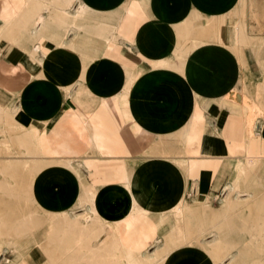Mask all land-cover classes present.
Masks as SVG:
<instances>
[{
    "label": "crops",
    "instance_id": "crops-1",
    "mask_svg": "<svg viewBox=\"0 0 264 264\" xmlns=\"http://www.w3.org/2000/svg\"><path fill=\"white\" fill-rule=\"evenodd\" d=\"M27 1L0 0V99L17 96L15 105L0 102V264H156L161 257L159 264H218L216 224L226 218L248 251L246 221L264 218L262 197L244 192L231 212L215 198L250 149L248 129L232 121L241 116L227 102L241 93L237 104L264 113V36L239 46L233 15L252 0ZM89 37L97 54L85 45ZM255 134L264 139V116ZM130 200L137 208L126 232L113 219ZM22 202L34 211H22ZM86 216V232L69 226ZM12 231L17 238L7 243ZM79 234L86 236L80 249ZM229 257L219 264H262L259 254Z\"/></svg>",
    "mask_w": 264,
    "mask_h": 264
},
{
    "label": "bare ground",
    "instance_id": "bare-ground-1",
    "mask_svg": "<svg viewBox=\"0 0 264 264\" xmlns=\"http://www.w3.org/2000/svg\"><path fill=\"white\" fill-rule=\"evenodd\" d=\"M29 1V0H28ZM27 1V2H28ZM32 2H34V3H36L35 1H32ZM39 2V1H38ZM30 3H31V0H30ZM29 3V4H30ZM81 4V3H80ZM33 5V4H32ZM26 6H27V3H26ZM25 10H27V8H25ZM32 10H33V8H32ZM47 11V10H46ZM22 12H24V11H22ZM49 12H51V10L49 11ZM25 14H26V12H24ZM24 13H22L23 15H24ZM35 13V12H34ZM22 15V16H23ZM27 15V14H26ZM53 16H54V13L52 14ZM70 15V14H69ZM22 16L20 15V17L22 18ZM25 16V15H24ZM23 16V17H24ZM204 16V15H203ZM50 17H51V15H50ZM34 18V17H33ZM203 18V17H202ZM205 18H206V16H205ZM20 19V18H19ZM18 19V20H19ZM207 19V18H206ZM210 19V18H209ZM15 20V19H14ZM36 20V19H35ZM208 20V19H207ZM17 21V20H16ZM202 21H203V19H202ZM19 22V21H18ZM17 22V23H18ZM11 24V23H10ZM15 25H16V23H14ZM12 25H13V22H12ZM42 25V24H41ZM37 26V25H36ZM6 27V26H5ZM8 27V26H7ZM11 27V26H10ZM210 27V26H209ZM12 28V27H11ZM11 28H8V29H11ZM6 29V28H5ZM40 29V28H39ZM116 29H118V28H116ZM33 30V29H32ZM1 31V30H0ZM4 31V29L0 32V36L2 35L1 33ZM10 31V30H9ZM34 32V31H33ZM44 33V32H43ZM205 33H206V31H205ZM3 34H4V32H3ZM52 34V33H51ZM238 40L240 41V39H239V37H240V35L239 34H241L239 31H238ZM8 35V34H7ZM33 35V34H32ZM35 35V34H34ZM33 35V36H34ZM209 35H210V33H209ZM3 36V35H2ZM119 37V36H118ZM36 38V37H35ZM50 38V37H49ZM110 38V37H109ZM113 39H114V37H112ZM112 38H110V39H112ZM2 39V38H1ZM37 39V38H36ZM106 40L108 39L107 37L105 38ZM104 39V40H105ZM212 40L213 39H211V42H212ZM242 41V40H241ZM106 42V41H105ZM114 42V41H113ZM201 42V41H200ZM203 44V43H202ZM85 45L88 47V49H89V51L90 52H95V54H97L101 49H100V47L98 46V44H97V42H96V40H95V38H93V37H89V40L85 43ZM204 45V44H203ZM198 47V46H197ZM41 61V60H40ZM42 62V61H41ZM7 64H8V62H7ZM0 66H1V63H0ZM42 66V65H41ZM8 67V66H7ZM5 70V69H4ZM54 75V74H53ZM54 79V78H53ZM6 80V79H5ZM134 80V76H132V77H129L128 78V80H127V83H129V82H132ZM8 81V80H7ZM58 81V80H57ZM75 81H77L76 79H75ZM129 81V82H128ZM5 82V81H4ZM55 82H56V80H55ZM80 83V82H79ZM57 84H59V83H57ZM74 84V83H73ZM97 84V83H96ZM2 85V84H1ZM79 85V84H78ZM81 85V84H80ZM128 85V84H127ZM3 86V85H2ZM61 86V85H60ZM63 86V85H62ZM71 87H72V85H71ZM2 88V87H1ZM124 91V90H123ZM234 95H236V93H234ZM232 96H233V94H232ZM238 96V95H237ZM236 96V97H237ZM229 97H231V96H229ZM228 97V98H229ZM236 97H232V101H228L227 102V104L228 105H230V104H232V108L231 109H233V112H236V114H239L240 116H241V119H239V123H238V121L236 120V119H233L232 121L235 123V124H240L241 125V128H242V130H244V128H246L247 127V129H248V134H249V138L251 139V145L249 144V147H250V149H249V156H248V159H247V161H246V165H245V167L243 168V170L242 171H239L240 172V174L237 176V178L236 179H233L230 183H228L225 187H224V191H223V195H224V197H223V199L220 201V199H219V197H216V202H221V205L222 206H224L226 209H227V211L229 212H231L232 210H234L235 208H237V205H239V203H236L235 202V200H238V199H240V197L242 198V195L244 194V192H246L247 193V191H244V190H242V187L240 186V184H241V182H242V178H245L246 177V175L248 174V172L251 170V168L254 166V164L257 162V153H258V151H259V148H260V150H261V145H263V140L264 139H262V138H260L259 136H257L256 134H255V128H254V124L256 123V120L258 119V118H262L263 116H264V113L257 107V106H253V105H251V102L248 104V102L247 103H245V104H237L238 102H237V98ZM240 98V97H239ZM226 104V103H225ZM231 107V106H230ZM248 111V115H247V118H245L244 117V114H243V112H245V111ZM14 121V120H13ZM237 121V122H236ZM256 125V124H255ZM191 128H190V126H189V129H187V130H190ZM186 131V130H185ZM185 131H184V133H185ZM191 131V130H190ZM187 132V131H186ZM244 132V131H243ZM183 133V134H184ZM187 134V133H186ZM36 135V134H35ZM34 135V136H35ZM188 135H189V133H188ZM33 137V136H32ZM32 137H30V138H32ZM37 137H38V135H37ZM187 137H191V135L190 136H186V138H185V140L186 141H189V138H187ZM34 138H36V136L34 137ZM44 142V141H43ZM263 147V146H262ZM38 148V147H37ZM40 148V147H39ZM39 148H38V150H39ZM40 151V150H39ZM262 151V150H261ZM248 155V154H247ZM216 158L217 159H219L220 157H218V156H216ZM215 158V159H216ZM36 159V158H35ZM34 159V160H35ZM38 159V158H37ZM29 160H31V159H29ZM216 161V160H215ZM73 166V165H72ZM242 167V166H241ZM128 179H129V177H128ZM127 179V180H128ZM18 185H20V184H18ZM12 186V185H11ZM8 190H9V188H8ZM12 191H13V189H11V194H12ZM90 191V190H89ZM8 192V193H9ZM86 192V191H85ZM92 194V193H91ZM95 194V193H94ZM250 194V193H249ZM98 195V194H97ZM245 195V194H244ZM9 196V195H8ZM95 197V196H94ZM208 199V198H207ZM241 200V199H240ZM87 202V201H86ZM93 203H92V207H91V211H92V213L95 215V217H96V215L98 214V208H99V205L97 204V203H94V202H96V200H93L92 201ZM184 204V203H183ZM78 205V204H77ZM120 205V204H119ZM137 204H136V201L134 200V201H132V200H130V201H128V202H126V203H122V205H121V213H120V216H119V218H117V216L113 219L114 221H120V223L121 224H123L124 226H122V227H125V231L126 232H130V230L133 228V216H134V214H135V210H136V208H137V206H136ZM187 205V204H186ZM185 205V206H186ZM89 206V205H88ZM114 206V205H113ZM203 206V205H202ZM201 206V207H202ZM8 207V206H7ZM82 207V206H81ZM87 207V206H86ZM182 207H183V205H182ZM112 208H114V207H112ZM186 208H187V211L189 210L188 209V207L186 206ZM203 208V207H202ZM75 209V208H74ZM87 209H88V207H87ZM178 208H176V210H177ZM182 209V208H181ZM223 209V208H222ZM90 210V209H89ZM186 210V209H185ZM191 210V209H190ZM76 211V210H75ZM78 211H80V210H78ZM77 211V213H79ZM149 211V210H148ZM178 211H179V209H178ZM177 211V212H178ZM181 211V210H180ZM183 211V210H182ZM187 211H185V212H187ZM89 212V211H88ZM184 212V211H183ZM182 212V213H183ZM189 212H192V211H189ZM72 213V212H71ZM108 213V212H107ZM109 213H110V211H109ZM181 213V214H182ZM70 214V213H69ZM80 214V213H79ZM111 214V213H110ZM117 214V213H116ZM115 214V215H116ZM180 214V215H181ZM184 214H186V213H184ZM188 214V213H187ZM189 214H191V213H189ZM188 214V216H190ZM229 214V213H228ZM72 215H73V213H72ZM108 215V214H107ZM178 215V214H177ZM8 216H10V215H8ZM7 216V217H8ZM58 216V215H57ZM60 216V215H59ZM62 216H63V214H62ZM79 216H81V215H79ZM78 216V217H79ZM186 215H184V217H185ZM191 216L193 217V213L191 214ZM12 216H10V218H11ZM28 217V216H27ZM33 217V216H32ZM77 217V218H78ZM110 217H112L111 215H110ZM110 217H109V219H110ZM180 218H182L181 216H179ZM9 218V217H8ZM29 218H30V216H29ZM51 218V217H50ZM49 218V220L51 221L52 220V218L50 219ZM103 218V217H102ZM191 218V217H190ZM189 218V219H190ZM48 219V218H47ZM56 219V218H55ZM76 218H74V220H75ZM91 219V218H90ZM90 219H89V216H86V217H84V218H82V219H79V220H76V221H74V222H70V224H69V226H75V227H81L82 226V228H83V230L86 232L87 231V225L89 224V221H90ZM96 219H97V217H96ZM95 219V220H96ZM184 219H186V217L184 218ZM189 219H187L185 222L187 223V221H189ZM192 219V218H191ZM4 220H6V218L4 219ZM9 220V219H8ZM7 220V222H9ZM13 221H14V219H12ZM101 220V219H100ZM13 221L11 222L12 224H13ZM35 221H37L36 220V217H35ZM102 221V220H101ZM106 221V220H105ZM180 221H182V220H180ZM33 222V221H32ZM31 222V223H32ZM52 222V221H51ZM91 222V221H90ZM112 222V221H111ZM111 222H110V224H111ZM190 222H192L193 223V221H189L187 224H189ZM5 223V222H4ZM10 223V222H9ZM8 223V224H9ZM15 223V222H14ZM104 223V222H103ZM186 223H184V224H186ZM8 224H6V225H8ZM39 224H40V221H39ZM44 224H46V222L45 223H43V224H40V225H44ZM101 224H102V222H101ZM113 224V223H112ZM183 224V225H184ZM5 225V226H6ZM18 225V224H17ZM22 225V224H21ZM68 225V224H67ZM261 225H263V223H261ZM10 226V225H9ZM12 226V225H11ZM50 226H52L51 224H50ZM59 226V225H58ZM107 226V225H106ZM112 226H114V225H111V227H110V225H109V227L110 228H112ZM188 226V228H189V225H187ZM14 227H15V225H14ZM18 227V226H17ZM28 227H30V226H28ZM44 227V226H43ZM117 227H120V226H117ZM155 227V226H154ZM2 227H0V229H1ZM110 228H108L109 230H110ZM114 228H115V226H114ZM151 228V227H150ZM161 228V227H160ZM185 228V227H184ZM191 228H193V227H191ZM22 229H24V228H22ZM21 229V230H22ZM27 230H25L24 229V231H28V233H29V231L30 232H34L33 230H29L28 228H26ZM31 229V228H30ZM113 229V228H112ZM2 230V229H1ZM7 230H8V228H6V230H5V232H3V233H7ZM182 230H183V228H182ZM3 231V230H2ZM37 231V230H36ZM35 231V232H36ZM185 231V230H184ZM192 231V229L190 230H188V232H191ZM113 232H114V230H113ZM117 232V231H116ZM122 232V231H121ZM173 232V231H172ZM205 232V231H204ZM22 233H24L25 234V232H20V234H22ZM27 232H26V235L28 234ZM106 233H107V231H106ZM105 233V234H106ZM112 234V232H111V230L109 231V234ZM123 233V232H122ZM186 233V232H185ZM185 233H184V236H185ZM207 233V232H206ZM213 233V232H212ZM216 233L217 234H215V236H216V238H214V239H217L216 241H217V254H218V259L216 260L217 261V263L219 264V263H223L222 262V259H223V257H226V256H228V255H230V257L231 258H233V259H235L236 258V256H238V257H241V256H245L246 255V253L247 254H249V255H252V256H256L257 254H259L260 255V259H261V261H262V264H264V236H262V235H254V236H252V239L249 241V243H248V246H247V248H248V251H241V246H242V242H241V240H240V237H239V234L236 232V228L234 227V224L231 222V220L229 219V218H226L225 220H219L218 222H217V224H216ZM9 234V233H8ZM7 234V235H8ZM20 234H18V235H20ZM34 234V233H33ZM109 234H108V236H109ZM110 234V235H111ZM114 234V233H113ZM127 234V233H126ZM152 234V233H151ZM183 234V233H182ZM188 233H186V235H187ZM4 235V234H3ZM6 235V234H5ZM12 235H13V231H12V234H10L9 235V237L7 238V237H5V238H7V243H8V240H9V238H10V236L12 237ZM15 235V234H14ZM13 235V240H14V236ZM35 235V234H34ZM121 235V234H120ZM189 235V234H188ZM191 235V234H190ZM192 235H195L194 233L192 234ZM210 235V234H209ZM208 235V236H209ZM23 236V235H22ZM29 236H31L30 234H29ZM33 236V235H32ZM104 236V235H103ZM112 236V235H111ZM139 236V235H138ZM201 236V235H200ZM212 236V235H211ZM34 237V236H33ZM110 237V236H109ZM134 237V236H133ZM132 237V239H134V238H136V237H134L133 238ZM141 237V236H140ZM144 237V236H143ZM147 237V236H146ZM191 237V236H190ZM192 237H195V236H192ZM192 237L191 238H189V239H192ZM198 237V236H197ZM15 238H17V236L15 237ZM18 238L20 239V237L18 236ZM22 238V237H21ZM31 238V237H30ZM29 238V239H30ZM145 238V237H144ZM196 238V237H195ZM200 238V237H199ZM199 238H197V239H199ZM201 238H202V236H201ZM210 238V237H209ZM212 238V237H211ZM11 239V238H10ZM25 239H26V236H25ZM35 239V238H34ZM34 239H32V241L34 240ZM101 239V238H100ZM99 239V240H100ZM131 239V238H130ZM140 240L142 239V238H139ZM138 238L137 239H134V241L135 242H137V245L140 243V240H139ZM185 239H186V237H185ZM2 240V239H1ZM12 240V241H13ZM21 240V239H20ZM19 240V241H20ZM143 240V239H142ZM149 240V239H148ZM192 240H194V239H192ZM192 240H190V241H192ZM202 240V239H201ZM208 240V239H207ZM5 241V240H4ZM3 241V242H4ZM16 241H18V240H16L15 239V242ZM22 241H23V238H22ZM160 241H162V240H160ZM165 241H166V239H165ZM182 241H184V239L182 240ZM189 240H187L186 239V243L188 242ZM215 241V242H216ZM6 242V241H5ZM34 242V241H33ZM46 242H47V240H46ZM74 242V245H76V248H78V249H80L81 248V244H84V243H86V236L85 235H83V234H79L78 236H76L75 237V240L73 241ZM135 242H134V245H135ZM144 242V241H143ZM199 242V241H198ZM208 242V241H207ZM213 242V241H212ZM215 242H214V244H215ZM0 243H1V241H0ZM12 243V242H11ZM166 243V242H165ZM183 243V242H182ZM185 243V244H186ZM201 243V242H200ZM210 243V242H209ZM9 244H10V242H9ZM13 244H14V241H13ZM94 244V243H93ZM132 244V243H131ZM146 244V243H145ZM207 244V243H206ZM33 245H35V244H33ZM47 245V244H46ZM100 245V244H99ZM183 245V244H182ZM187 245V244H186ZM38 246V245H37ZM43 246V245H42ZM41 246V247H42ZM45 246V245H44ZM48 246V245H47ZM46 246V247H47ZM95 246H96V244H95ZM202 246H204V245H202ZM209 246H211V245H209ZM8 247H10V246H8ZM40 247V246H39ZM40 247V248H41ZM189 247V246H188ZM194 247V246H193ZM5 248H6V246H5ZM15 248V247H14ZM100 248V247H99ZM98 248V249H99ZM210 247H208V249H209ZM13 249V248H12ZM122 249V248H121ZM177 249H179V248H177ZM176 249V250H177ZM237 250V252H236V255L233 253V251L234 250ZM9 250V249H8ZM42 250V249H41ZM175 250V251H176ZM211 250V249H210ZM13 251H15V250H13ZM160 251V250H159ZM7 252V251H6ZM12 252V251H11ZM15 253V252H14ZM43 253V252H42ZM66 253H68V252H66ZM75 253H77V252H75ZM88 253H89V251H88ZM95 253V252H94ZM44 254V253H43ZM78 254H81V252L78 250ZM150 254V253H149ZM1 255H2V253H1ZM0 255V256H1ZM45 255V254H44ZM171 255V254H170ZM3 256V255H2ZM8 256V255H7ZM46 256V255H45ZM57 256H59L60 257V254L59 255H56V257ZM116 256H118V255H116ZM155 256V255H154ZM169 256V255H168ZM167 256V257H168ZM91 257V256H90ZM156 257V256H155ZM170 257V256H169ZM168 257V258H169ZM211 257V256H210ZM229 257V258H230ZM16 258H17V256H16ZM121 258H124V254H123V252H122V254H121ZM14 259H15V257H14ZM126 259V258H125ZM163 259H164V257H161V259L158 261V262H156V264H159V263H161L162 261H163ZM58 260V259H57ZM66 260V259H65ZM143 260H145V259H143ZM149 260V259H148ZM151 260V259H150ZM227 260H228V258H227ZM3 261H4V259H3ZM28 261V260H27ZM38 261V260H37ZM63 261V260H62ZM61 261V262H62ZM124 261V260H123ZM214 261V260H213ZM1 262V261H0ZM5 262H6V259H5ZM47 262H49V261H47ZM57 262V261H56ZM56 262H55V264H56ZM114 262H116V261H114ZM127 262V261H126ZM225 262V261H224ZM20 263V262H19ZM54 263V262H53ZM53 263H51V264H53ZM81 263V262H80ZM118 263V262H117ZM10 264V263H9ZM49 264H50V262H49ZM58 264V263H57ZM86 264V263H85ZM119 264H121V263H119ZM227 264V263H226ZM230 264V263H229Z\"/></svg>",
    "mask_w": 264,
    "mask_h": 264
},
{
    "label": "rangeland",
    "instance_id": "rangeland-1",
    "mask_svg": "<svg viewBox=\"0 0 264 264\" xmlns=\"http://www.w3.org/2000/svg\"><path fill=\"white\" fill-rule=\"evenodd\" d=\"M250 9L246 8V10L236 11L233 14L237 20V22H236L237 33H238V31L241 33V34H239L240 35V37H239L240 41L238 42L239 46L240 45L241 46H245V45L249 46L253 42H255L256 40H258L260 37L264 36V0H252V3L250 4ZM216 29L218 30V32H220L223 29V26H221V21H219V20H218ZM238 45L237 44L234 45V47H233L234 51H235V47ZM250 65L254 66V63H251ZM250 80L251 79L249 76L248 81H250ZM240 96H241V93L238 94V99H239L238 101L242 103ZM16 99H17V96L7 94L2 99H0V102L5 106H12V105L16 104V102H17ZM246 101L247 100H245V102ZM245 112H248V111H245ZM243 114H244V112H243ZM255 124H254V128H255ZM249 140H250V145H251V139L249 138ZM261 150L259 148V151L256 154L257 155V162L254 164V166L248 172L246 177L243 178V181L241 183L245 184L244 185L245 188L247 187V193L250 197L251 196L262 197L260 199V201H262L260 204H262L261 207L263 206V211H264V140H263V145H261ZM1 156H3V155H1ZM245 156L246 155L243 154L241 157L237 156V158H235V154H232V157L235 159L234 161L237 163H239V162L242 163L245 160ZM4 157H8V155H4ZM238 157H240V158H238ZM0 179H3L1 175H0ZM8 180L11 182V180L9 178H8ZM218 197L221 201L224 196H218ZM3 198L4 199L6 198L8 201H10L16 205H19V202H17L16 198H11L8 196H3ZM191 199H192L191 196H188V197L186 196V201H187L186 203L189 205H192ZM215 201H216V198H215ZM220 201L218 203L221 204ZM216 204L217 203H215V206H216ZM253 205H256V202L251 203V200H249L248 205H247V207L249 206V210L252 209L251 206H253ZM20 207H21L22 211H24V212L27 210L28 211L29 210L34 211L33 210L34 207L32 206V204H30L28 207H26L24 205V203L22 202V203H20ZM236 209L237 208H235L234 210H236ZM243 210L246 212L248 211V209L246 207H244ZM259 210H261V208H259ZM17 215H18V213H17ZM246 222H247L248 226L250 227V231H252L253 229H254V231L253 232L249 231V234H244L243 239L250 241L252 239V236H254L256 234L264 236V218H262V219L261 218H259V219H248V221H246ZM261 223H263V225H261ZM234 227H236L235 224H234ZM239 237H240V235H239Z\"/></svg>",
    "mask_w": 264,
    "mask_h": 264
}]
</instances>
